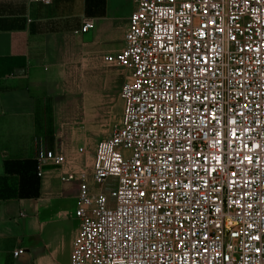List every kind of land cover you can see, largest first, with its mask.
Here are the masks:
<instances>
[{
  "label": "built area",
  "instance_id": "2783aa9c",
  "mask_svg": "<svg viewBox=\"0 0 264 264\" xmlns=\"http://www.w3.org/2000/svg\"><path fill=\"white\" fill-rule=\"evenodd\" d=\"M133 1L103 57L128 73L120 123L90 179L60 176L78 182L69 264H264V0Z\"/></svg>",
  "mask_w": 264,
  "mask_h": 264
},
{
  "label": "crops",
  "instance_id": "0c3cea01",
  "mask_svg": "<svg viewBox=\"0 0 264 264\" xmlns=\"http://www.w3.org/2000/svg\"><path fill=\"white\" fill-rule=\"evenodd\" d=\"M134 9L133 0H0V264H69L78 182L60 176L78 165L60 150L67 164L38 177L36 156L59 150L71 69L119 52ZM85 19L94 28L80 34Z\"/></svg>",
  "mask_w": 264,
  "mask_h": 264
},
{
  "label": "rangeland",
  "instance_id": "374dc122",
  "mask_svg": "<svg viewBox=\"0 0 264 264\" xmlns=\"http://www.w3.org/2000/svg\"><path fill=\"white\" fill-rule=\"evenodd\" d=\"M127 74L123 68L100 59L88 60L86 68L73 67L67 77L65 95L70 98V114L64 117L66 125L59 126V151L72 153L71 163L81 166L87 179L95 147L120 123L123 103L119 94ZM86 97L93 99L88 108L84 106Z\"/></svg>",
  "mask_w": 264,
  "mask_h": 264
},
{
  "label": "water",
  "instance_id": "95a60500",
  "mask_svg": "<svg viewBox=\"0 0 264 264\" xmlns=\"http://www.w3.org/2000/svg\"><path fill=\"white\" fill-rule=\"evenodd\" d=\"M15 75H18V74H17V71L15 72Z\"/></svg>",
  "mask_w": 264,
  "mask_h": 264
}]
</instances>
